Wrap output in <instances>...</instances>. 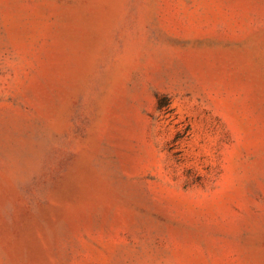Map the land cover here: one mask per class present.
Wrapping results in <instances>:
<instances>
[{
  "label": "rangeland",
  "instance_id": "374dc122",
  "mask_svg": "<svg viewBox=\"0 0 264 264\" xmlns=\"http://www.w3.org/2000/svg\"><path fill=\"white\" fill-rule=\"evenodd\" d=\"M0 264H264V0H0Z\"/></svg>",
  "mask_w": 264,
  "mask_h": 264
},
{
  "label": "trees",
  "instance_id": "16d2710c",
  "mask_svg": "<svg viewBox=\"0 0 264 264\" xmlns=\"http://www.w3.org/2000/svg\"><path fill=\"white\" fill-rule=\"evenodd\" d=\"M161 105H165V97L161 98Z\"/></svg>",
  "mask_w": 264,
  "mask_h": 264
}]
</instances>
